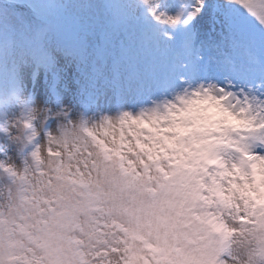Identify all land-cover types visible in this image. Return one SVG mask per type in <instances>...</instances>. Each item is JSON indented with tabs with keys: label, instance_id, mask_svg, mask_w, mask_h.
I'll list each match as a JSON object with an SVG mask.
<instances>
[{
	"label": "snow or ice",
	"instance_id": "obj_1",
	"mask_svg": "<svg viewBox=\"0 0 264 264\" xmlns=\"http://www.w3.org/2000/svg\"><path fill=\"white\" fill-rule=\"evenodd\" d=\"M0 264H264V0H0Z\"/></svg>",
	"mask_w": 264,
	"mask_h": 264
}]
</instances>
